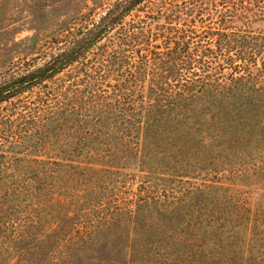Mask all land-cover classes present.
I'll return each instance as SVG.
<instances>
[{
	"label": "trees",
	"instance_id": "trees-1",
	"mask_svg": "<svg viewBox=\"0 0 264 264\" xmlns=\"http://www.w3.org/2000/svg\"><path fill=\"white\" fill-rule=\"evenodd\" d=\"M93 4L33 66L0 0V264H252L264 1Z\"/></svg>",
	"mask_w": 264,
	"mask_h": 264
},
{
	"label": "rangeland",
	"instance_id": "rangeland-1",
	"mask_svg": "<svg viewBox=\"0 0 264 264\" xmlns=\"http://www.w3.org/2000/svg\"><path fill=\"white\" fill-rule=\"evenodd\" d=\"M5 1H7L13 9L12 13L15 18L14 26L18 28L16 40H23V43L20 46L14 48V50L19 52V54H16V56L23 58L24 53H28L29 50H32L30 48L33 47L34 42L39 43L37 51H33L35 52L34 56L39 57L33 62V66H40L44 62L43 52H45L44 49L47 48V42H50L52 38L58 37V34L56 32L49 33L50 31L48 30H53L55 26L66 20L68 18L67 16H65L67 12H75L76 10L80 9L88 11L90 8L94 7L93 1L101 4L106 2V0ZM45 2H48V4H50V7L48 9H43L44 7H42ZM28 38L32 39L29 41L27 40ZM32 56L33 55H30L29 58H33ZM26 69L27 68H23L22 70L25 71ZM258 160H262V156L258 157ZM250 167L252 168V166H249V168ZM256 182L257 184L258 182L260 183L255 186L249 183V181L243 180L242 184L257 188V193L249 196L248 198V208L251 209V214L249 215H252V219L256 218L261 221L262 218H264V177L261 178V180H257ZM237 189L241 190L242 192L247 188L238 185ZM253 190L254 189H252L251 191L255 192V190ZM235 214L236 213H234V215ZM242 237L244 239L242 238L241 240H239L237 244L238 246H240L241 244V246L247 250L249 248L253 249L255 257L253 260H251L252 264H264V242L262 241L261 236L258 235L255 238H250L251 236H249L250 239H245L244 235H242Z\"/></svg>",
	"mask_w": 264,
	"mask_h": 264
}]
</instances>
